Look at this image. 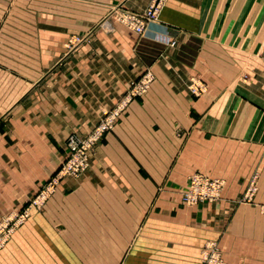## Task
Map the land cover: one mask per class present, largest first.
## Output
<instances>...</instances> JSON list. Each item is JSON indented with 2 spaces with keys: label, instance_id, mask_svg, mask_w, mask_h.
Listing matches in <instances>:
<instances>
[{
  "label": "crops",
  "instance_id": "1",
  "mask_svg": "<svg viewBox=\"0 0 264 264\" xmlns=\"http://www.w3.org/2000/svg\"><path fill=\"white\" fill-rule=\"evenodd\" d=\"M151 2L0 0V219L56 171L71 133L155 74L0 264H43L26 247L32 233L88 235L71 264H201L208 240L232 264H264V216L239 202L255 171L264 202V0H167L144 35L116 20ZM71 35L82 39L68 50ZM192 77L205 93L191 94ZM196 171L226 179L220 200L182 203Z\"/></svg>",
  "mask_w": 264,
  "mask_h": 264
},
{
  "label": "rangeland",
  "instance_id": "2",
  "mask_svg": "<svg viewBox=\"0 0 264 264\" xmlns=\"http://www.w3.org/2000/svg\"><path fill=\"white\" fill-rule=\"evenodd\" d=\"M37 1L43 2V0H37ZM166 1L167 0H165V3H166ZM165 3H164V5H165ZM162 9H163V7H162ZM123 11H131V10H120L119 13L117 14L116 20L119 21L122 24H124V23L119 19V15ZM133 12H136V11H133ZM104 21H106V20L104 19L102 21V23H104ZM125 26L128 27L127 25H125ZM81 39L82 38L79 35H71L67 39V41L65 42V47L68 50H70L71 48L76 46L81 41ZM147 71H151L152 72V74L154 75V80H155V74L153 73V71L151 69H146L137 78H134L132 80L140 78ZM193 79H197V80L202 81L201 79H199L197 77L190 78L187 81V88L189 89L190 92H191V90L189 88V84H190L191 80H193ZM129 83H130V81H129ZM151 85H150V87H151ZM150 87H149V89H150ZM149 89H148V91H149ZM206 90H207V88H206ZM206 90H205V92H206ZM191 94L194 95L192 92H191ZM194 96H196V95H194ZM116 124H115V126H116ZM112 130H110V131H112ZM110 131H108V132H110ZM89 132H87L84 135L78 134L76 132H73L71 134H78L80 136H85ZM107 133H105V134H107ZM105 134H104V136H105ZM104 136L102 137V139L104 138ZM68 137H67V139H68ZM67 139H66V147H67ZM102 139H100V141L96 144L95 148H93V150L89 153L88 158H87L88 159L87 168L78 177H75V176H64V177L58 179L56 184H54V187H53L54 190L46 193L47 195L45 197V200L43 201V205L42 206H39V207L34 206V207L30 208V212L28 214H24L23 212L28 207L29 200L31 199L30 198L28 201H26L24 206L19 211L10 213V214H8V215H6V216H4V217H2L0 219V252L5 247H7L9 242H11L12 239L17 234L24 235V232L21 231V229L24 226L28 225L27 222L30 219L32 210L33 209H36V210H42L43 209L44 210L46 205H47V203H48V201L57 193V191L59 190V187L61 186V183L66 178H76V179H78V178H81L87 172V170L90 167L92 155L95 152V149H96L97 145L102 141ZM68 155H69V151L67 149L66 155H65L63 161L60 163L59 167L56 169V171H54L50 175V177L45 182H43V184H42L43 185V190H46L48 188L49 184L52 183L55 180V178L57 176L56 175L57 171L59 170V168L62 165V163L66 162V160L68 159ZM195 173H202L205 176L209 177L210 179H217V180L221 181L222 184L220 186L218 195H216L212 199H206V200L196 199L195 201H193L192 199H188L187 194H189V192L192 189L191 178H192V176ZM258 178H259V173H258V171H255L252 174V176H251V178L249 180L248 186H247L245 192L243 193L241 199L239 200V202L240 203L241 202H243V203H251V204L256 205L258 207V209L260 210V212L262 213V215L264 216V202H257L256 199H255L256 198V194H257V192L259 190ZM42 185H41V187H42ZM225 187H226V179L225 178L213 177V176H210V175H208V174H206L204 172H200V171L193 172L188 178V183H187L185 189L182 191V203L185 204V205H188V206H194V205H200V204H204V203L217 202L218 200H220L222 198V195H223ZM27 235L28 236H27V241H26V247H29L31 249L30 253H31L33 261L35 263H39V262H41L40 258L41 259L43 258V260H42L43 264H57L58 260H60V264H71V253H72V249L71 248H72V244H77V241H80V240L82 241V238L88 236V235H75V234H46V233H43V240L41 241V238H40L39 234L32 233V234H27ZM57 246H59L58 248L60 250H57V248H56ZM200 256H201V264H205V261L207 259H210V258H218L222 262H226L227 264H232L229 261H227V259L225 258V255H224V253H223V251H222V249L220 247L219 241H217V240H208L204 244V246L202 247Z\"/></svg>",
  "mask_w": 264,
  "mask_h": 264
},
{
  "label": "built area",
  "instance_id": "3",
  "mask_svg": "<svg viewBox=\"0 0 264 264\" xmlns=\"http://www.w3.org/2000/svg\"><path fill=\"white\" fill-rule=\"evenodd\" d=\"M164 3L165 0H152L143 12L123 11L119 15V19L137 34L144 35L147 32L149 24L158 19ZM153 80L154 75L151 71H147L140 78L130 81L119 101L113 107L103 111L100 120L87 135L80 136L78 134H71L68 137V159L62 163L57 171L55 180L49 184L48 188L43 190L42 185L36 195L29 200V205L24 210V214H28L30 208L34 206L39 207L43 205V201L47 195L46 193L54 190V184H56L58 179L64 176L78 177L87 168L89 153L95 148L105 133L114 129L115 124L129 103L148 91ZM189 88L196 96L201 95L206 90L205 84L197 79L191 80ZM221 184L222 182L217 179H210L202 173H195L191 178L192 189L187 194V197L193 201L196 199H212L218 195ZM205 264L227 263L220 261L218 258H210L205 261Z\"/></svg>",
  "mask_w": 264,
  "mask_h": 264
}]
</instances>
